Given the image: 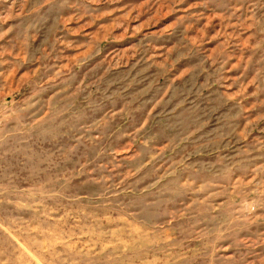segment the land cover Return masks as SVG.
Here are the masks:
<instances>
[{
  "label": "rangeland",
  "instance_id": "rangeland-1",
  "mask_svg": "<svg viewBox=\"0 0 264 264\" xmlns=\"http://www.w3.org/2000/svg\"><path fill=\"white\" fill-rule=\"evenodd\" d=\"M0 264H264V0H0Z\"/></svg>",
  "mask_w": 264,
  "mask_h": 264
}]
</instances>
